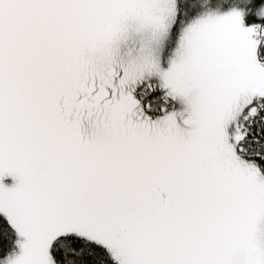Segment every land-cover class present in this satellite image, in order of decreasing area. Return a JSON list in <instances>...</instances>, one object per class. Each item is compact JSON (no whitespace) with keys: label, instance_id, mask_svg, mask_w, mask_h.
<instances>
[{"label":"snow or ice","instance_id":"1","mask_svg":"<svg viewBox=\"0 0 264 264\" xmlns=\"http://www.w3.org/2000/svg\"><path fill=\"white\" fill-rule=\"evenodd\" d=\"M0 264H264V0H0Z\"/></svg>","mask_w":264,"mask_h":264}]
</instances>
